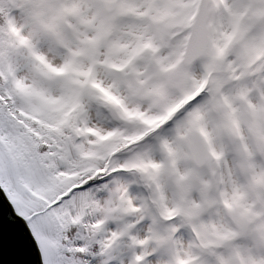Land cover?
<instances>
[{"label": "snow or ice", "instance_id": "obj_1", "mask_svg": "<svg viewBox=\"0 0 264 264\" xmlns=\"http://www.w3.org/2000/svg\"><path fill=\"white\" fill-rule=\"evenodd\" d=\"M0 191V264H264V0H0Z\"/></svg>", "mask_w": 264, "mask_h": 264}, {"label": "water", "instance_id": "obj_2", "mask_svg": "<svg viewBox=\"0 0 264 264\" xmlns=\"http://www.w3.org/2000/svg\"><path fill=\"white\" fill-rule=\"evenodd\" d=\"M6 204H7V201L4 199L3 192L0 191V219L3 218ZM6 210L9 213L11 212V208L10 207H8ZM12 259H13L12 257H9V260H12Z\"/></svg>", "mask_w": 264, "mask_h": 264}, {"label": "rangeland", "instance_id": "obj_3", "mask_svg": "<svg viewBox=\"0 0 264 264\" xmlns=\"http://www.w3.org/2000/svg\"><path fill=\"white\" fill-rule=\"evenodd\" d=\"M4 195V194H3Z\"/></svg>", "mask_w": 264, "mask_h": 264}]
</instances>
